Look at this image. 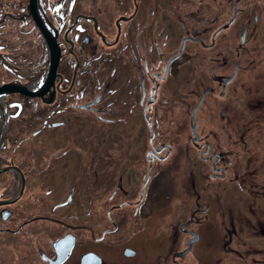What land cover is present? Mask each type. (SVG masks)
Instances as JSON below:
<instances>
[{"label": "flooded vegetation", "instance_id": "obj_1", "mask_svg": "<svg viewBox=\"0 0 264 264\" xmlns=\"http://www.w3.org/2000/svg\"><path fill=\"white\" fill-rule=\"evenodd\" d=\"M29 2L0 0V86L30 92H0V264H264L242 0H35L44 92Z\"/></svg>", "mask_w": 264, "mask_h": 264}, {"label": "rangeland", "instance_id": "obj_2", "mask_svg": "<svg viewBox=\"0 0 264 264\" xmlns=\"http://www.w3.org/2000/svg\"><path fill=\"white\" fill-rule=\"evenodd\" d=\"M188 5L190 4L188 3ZM255 15L257 16L256 21L253 20ZM224 16L226 19L227 15L221 14V17ZM238 16L242 18L240 21H246L245 19L247 18V22H249V36L247 39L253 45L250 55L247 56V61H244L245 58H241V64L247 65V68L246 70H241L239 76L240 79H244L247 74L250 75V78L247 79L249 80L247 85H250L252 90L260 93L264 90V0H242ZM244 16L247 17L244 18ZM252 112L258 114L259 110H252ZM126 127H129L131 133V126L124 125V128ZM139 129L140 134L145 133L143 123L139 125ZM140 144H142L141 141Z\"/></svg>", "mask_w": 264, "mask_h": 264}, {"label": "water", "instance_id": "obj_3", "mask_svg": "<svg viewBox=\"0 0 264 264\" xmlns=\"http://www.w3.org/2000/svg\"><path fill=\"white\" fill-rule=\"evenodd\" d=\"M29 1H30L29 10L32 13L33 17L35 18L37 24L43 31L44 37L47 41V44L50 50V61H49L48 70H47V79H46V82L43 88V92H44L52 84L53 76L55 74V70L57 67L58 59H59V47H58L57 42L55 41L54 36L49 32L46 25L43 24L41 20L38 18V15L35 10V0H29ZM11 90H18L20 92H23V93L26 92L30 94V92L26 91V89H24L23 86H20V85L5 84L3 86H0V92L11 91ZM32 94H35V93H32ZM37 94H40V93L38 92ZM5 202H8V201H0V203H5Z\"/></svg>", "mask_w": 264, "mask_h": 264}]
</instances>
